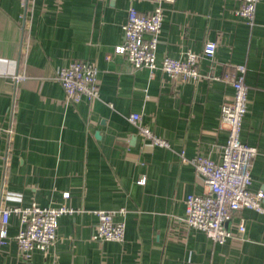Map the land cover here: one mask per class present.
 Returning a JSON list of instances; mask_svg holds the SVG:
<instances>
[{
    "label": "crops",
    "instance_id": "obj_1",
    "mask_svg": "<svg viewBox=\"0 0 264 264\" xmlns=\"http://www.w3.org/2000/svg\"><path fill=\"white\" fill-rule=\"evenodd\" d=\"M237 6L164 4L157 64L215 43L213 58L197 61L198 81H173L131 69L114 52L128 10L149 13L152 0H28L27 9L0 0V208L73 210L58 219L54 244L28 258L12 239L21 225L11 215L0 264H264V200L261 213H232L227 229L236 234L243 222L245 231L222 245L183 221L187 196L204 192L190 160L222 159L219 110L233 96L237 64L246 67L248 87L240 139L257 149L250 190L264 192V0L251 27L235 15ZM72 61L95 66L97 99L66 101L53 77ZM21 72L26 78L15 84ZM133 113L170 148L150 147L128 122ZM120 209L123 242L94 240V212Z\"/></svg>",
    "mask_w": 264,
    "mask_h": 264
},
{
    "label": "built area",
    "instance_id": "obj_2",
    "mask_svg": "<svg viewBox=\"0 0 264 264\" xmlns=\"http://www.w3.org/2000/svg\"><path fill=\"white\" fill-rule=\"evenodd\" d=\"M27 9L28 0H17ZM153 9L146 14H139L130 8L127 20L122 26L123 42L115 47L114 52L123 55L131 69L145 68L152 78L155 71H161L173 81H198L200 74L197 61L200 57L212 59L215 43L206 42L200 55L187 51L183 58H164L160 64L156 62V49L163 21L164 4H173L175 0H152ZM237 3L235 15L243 19L248 26H253L256 7L259 0H233ZM148 35L146 40L144 37ZM230 84L233 88L232 98L224 102L219 110V123L225 129L227 137L220 162L199 156L190 160L194 171L202 185V195H189L185 200V224L201 231L212 242L222 245L228 239L239 238L245 229L241 222L236 234L226 227L232 213L242 209L262 212L264 192L250 190V169L257 149L244 144L240 139L243 117L248 103V87L245 83L246 67L244 64L233 66ZM96 68L87 62L72 61L59 68L53 80L63 89L66 101L77 104L82 99L91 102L98 98L96 86ZM23 72L12 76L14 83L24 80ZM214 80L218 78L214 77ZM128 122L133 125L140 136L146 139L153 148L169 149V143L157 137L147 126L142 124L141 116L130 114ZM186 162V161H185ZM140 184L143 181L139 182ZM67 197V194H65ZM73 210L62 206L58 208H41L32 204L26 208H0V247L8 244V224L11 215L18 217L20 230L12 238L17 245L18 253L28 258L32 250L45 252L55 242L58 219L63 215H71ZM97 224L93 239L96 241H112L122 243L125 224L116 221L117 215L124 216V209L119 211H95Z\"/></svg>",
    "mask_w": 264,
    "mask_h": 264
}]
</instances>
